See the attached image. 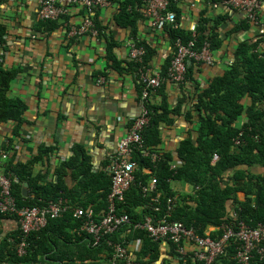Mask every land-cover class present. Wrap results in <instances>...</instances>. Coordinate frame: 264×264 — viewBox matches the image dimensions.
<instances>
[{"label": "trees", "instance_id": "obj_1", "mask_svg": "<svg viewBox=\"0 0 264 264\" xmlns=\"http://www.w3.org/2000/svg\"><path fill=\"white\" fill-rule=\"evenodd\" d=\"M110 1L120 4V10L115 17L118 26L129 28L131 39L146 49L143 65L117 63L111 53L116 45L114 38H107L103 33L98 16L92 18V21L99 36L107 41L111 66L120 74L126 72L136 77L142 66L150 69L153 56L157 53L151 45L137 37V22L141 19L148 20L143 12L140 13L144 0ZM225 1L228 0H208L210 4L218 6H225ZM168 10L175 14L176 22L180 25L174 27L173 24L166 23L162 29L170 35L173 45L180 39L185 44L193 43L194 49L198 50L209 44L212 54L222 49L224 41L217 31L226 22L225 16L210 19L204 14L193 32L181 26L182 11L173 0ZM92 11L96 12V9ZM49 23H52L48 26L49 31L59 26V20ZM234 31L249 32V23L243 21ZM6 35V27L0 24V45L4 44ZM172 59L163 67L162 77L168 73ZM122 63L125 67L120 68ZM20 73L21 71L15 69H0V120L15 121L16 133H19L25 122L24 114L28 108L24 99L12 97L9 93ZM138 86V99L149 109L151 119L142 132V145L133 149L131 159L138 164L135 182L126 193L125 201L119 204V213L128 214L133 224L143 222L147 216L162 218L168 214V199L176 198L171 220L193 228L200 236L209 233L213 238L220 237L225 226L238 227L241 222L251 227L264 224V176L252 172L257 165L264 167V36L257 37L254 43L240 44L230 69L223 77L214 79L206 90L192 98V109L185 114L184 103L174 109L169 108L165 83L155 93L151 91L145 99L142 98L143 87L140 83ZM154 96H161L162 102L154 103ZM246 97L252 99L249 107L241 103ZM181 114L189 122H197L199 136L196 140L189 137L181 142L178 149L181 165L172 169L173 154L159 149L162 144L160 128L162 125L172 126L175 118L171 116ZM242 117L246 121L238 127L236 123ZM132 122L134 119L128 124V129ZM12 144L11 139L5 150L11 152ZM53 150L43 148L27 164H10L6 167L5 173L14 179V196L19 206L44 207L47 203L63 197L70 200L72 207L88 209L92 206L90 208L96 211V218L100 217L108 205L107 197L112 186L110 174L92 172L85 147L76 145L74 156L57 168L58 180L46 182L44 176L35 175L34 167L43 162ZM146 151L149 152L148 156L145 155ZM215 153L219 155V160L213 163ZM153 155L157 156V160H153ZM69 171H73L74 177L79 180L72 189L64 182ZM153 178L157 180L155 193H145L142 186L147 185ZM175 181L192 186L194 193L183 195L174 191L172 182ZM23 182L30 183L33 194L30 197L23 196ZM240 192L247 195L244 201L238 199ZM157 196L159 198L156 201ZM10 221H15L17 227L9 231L5 229V223ZM81 222L74 217L71 210L60 218H49L44 229L29 236L27 254L20 257L17 246L22 235L17 215L0 213V237L6 233L0 243V264H110L113 250L106 241L108 239L126 246L135 241L141 242V247L132 252L136 262L141 264H154L160 260L163 264H170L175 260H178L177 264H205L192 257L184 260L175 252L171 243L154 241L145 231L134 230L131 225H126L115 235L106 236L99 246L92 247L89 244L90 237L79 231ZM165 246L168 247L167 256L171 259L162 257V247ZM237 254V246H230L227 255L218 258L214 264H235ZM253 264L264 263L257 256Z\"/></svg>", "mask_w": 264, "mask_h": 264}, {"label": "crops", "instance_id": "obj_2", "mask_svg": "<svg viewBox=\"0 0 264 264\" xmlns=\"http://www.w3.org/2000/svg\"><path fill=\"white\" fill-rule=\"evenodd\" d=\"M174 3L182 11L181 26L184 29L190 30L196 26L204 14L210 19L225 16L226 20L217 31L224 45L213 54V63L189 62L185 82L165 84L169 108L174 109L184 103L185 114L192 109V98L230 69L238 46L244 42H256L257 29L234 31L244 21V15L230 6L215 7L208 0H174ZM66 9L69 12L57 19L59 26L49 31L48 26L52 24L49 22L57 20L42 19L40 0L0 1V24L7 29L4 44L0 45V69L21 71L9 93L12 97H21L28 105L24 114L25 122L19 133L15 131V121L0 120V149H5L12 139L7 167L10 164H27L43 148H53L44 161L34 167L35 175L44 176L46 182L58 180L57 168L74 156L76 145L85 147L92 172L109 173L110 159L118 141L126 135L128 124L140 112L138 80L135 75L126 72L120 74L111 66L106 39L91 33L76 38H71L69 34L75 26L81 27L87 19L98 16L103 33L107 38H114L116 43L111 52L112 58L117 63H129L130 29L118 26L115 20L120 10L119 2L97 7L96 12L82 5ZM261 18L264 23V5ZM137 34L140 40L147 42L157 52L150 63V70L156 74L162 72L174 54L170 35L145 19L137 22ZM122 67H125L124 63L120 65ZM99 77H104V80L99 82ZM251 101V98L246 97L241 103L249 107ZM153 102L160 104L162 97L154 96ZM171 117L176 122L174 120L172 126H161L162 144L159 149L172 153L174 162L171 165L178 167L181 165L178 157L181 142L189 137L196 140L199 131L197 122H189L183 114ZM245 121L246 118L242 117L236 124L241 127ZM252 172L264 176V167L257 165ZM78 181L73 171H69L64 178L69 189L74 188ZM25 183L21 187L23 196ZM173 183V190L180 194L194 193V189L190 190L193 187L188 184L178 189L173 187ZM31 195L29 186L27 197ZM246 197V193H238L240 201ZM90 209L95 211L94 208ZM16 227L15 221L5 223V229L9 231ZM2 239L3 236L0 242ZM140 247L141 244L136 241L129 245L132 251ZM162 249V257L171 259L167 256L168 247ZM177 262L175 260L170 264Z\"/></svg>", "mask_w": 264, "mask_h": 264}, {"label": "built area", "instance_id": "obj_3", "mask_svg": "<svg viewBox=\"0 0 264 264\" xmlns=\"http://www.w3.org/2000/svg\"><path fill=\"white\" fill-rule=\"evenodd\" d=\"M171 1L146 0L143 16L152 21L154 27L159 29H162L166 23L179 27L175 14L168 10ZM263 2L264 0H228L224 4L239 9L244 13L245 19L251 26L261 28L260 12ZM40 3L42 19L50 21L57 20L61 15L67 14L69 11L66 8L70 6L82 5L92 10L96 7H105L110 2L109 0H40ZM192 31H195V26L192 27ZM89 33L94 36L99 34L91 19H87L81 27L75 26L71 30L70 36L77 37ZM260 34H264L262 29ZM128 48L129 61L135 65H143L146 49L139 46L132 39L128 41ZM192 61L211 65L213 54L210 52V45L206 44L202 50H197L194 49L193 43L185 44L178 39L174 43V57L165 76L162 77L160 73H152L145 66L138 69L139 79L145 88L142 98L149 97L150 92L156 91L165 81L176 83L185 81L188 63ZM103 80V77L98 79L99 82ZM139 108V114L134 118V122L130 125L126 135L118 141L115 153L110 159L111 192L107 197L108 205L98 218H96L97 216L92 209L72 207L71 202L63 197L47 203L44 207H20L14 196V179L4 171L10 159V153L5 149H0V213L17 215L22 235V239L17 246L18 255L23 257L27 254L29 236L44 229L49 218H60L71 210L74 217L82 221L79 231L90 237L89 244L92 247L99 246L106 236L115 235L126 225H131L134 230L145 231L154 241L163 242L164 244L171 243L174 245L175 252L184 260L192 257L195 261L214 264L218 258L227 255L230 246L235 245L238 249L235 264H253L257 256L264 263V224L251 227L241 222L238 227L225 226L220 237L213 238L209 233L200 236L193 228H187L183 223L171 220V212L175 208L176 198L168 199V214L162 218L147 216L143 222L133 224L128 214L119 213V204L125 201L126 193L135 182V172L138 164L131 159L133 149L142 145V132L149 125L151 119L149 109L143 101L139 102ZM145 155L148 156L149 152L146 151ZM153 160H157L156 155H153ZM218 160L219 155L215 153L212 162L215 163ZM176 167V165L171 166L172 169H176ZM156 185L157 180L153 178L147 185L142 186V189L145 193H155ZM158 198L159 196L156 197V201ZM106 241L113 250L110 264H141L134 259L133 251L129 248V245L126 246L111 239ZM139 243L141 244V242ZM154 264L163 263L158 261Z\"/></svg>", "mask_w": 264, "mask_h": 264}, {"label": "clouds", "instance_id": "obj_4", "mask_svg": "<svg viewBox=\"0 0 264 264\" xmlns=\"http://www.w3.org/2000/svg\"><path fill=\"white\" fill-rule=\"evenodd\" d=\"M1 2H4V1H1ZM109 2H111L110 0H109ZM225 3V2H224ZM110 4V3H109ZM225 6H229V5H226V4H224ZM263 5H264V2H263ZM215 7H217L218 5L217 4H215L214 5ZM230 7H232V6H230ZM97 8V7H96ZM232 8H234V7H232ZM95 9V8H94ZM235 9H237V8H235ZM93 10V9H92ZM239 10V9H238ZM262 10V9H261ZM241 12V11H240ZM243 15H244V13L243 12H241ZM260 17H261V12H260ZM244 21H247L246 19H245V15H244ZM180 26V25H179ZM249 26H250V29H253V28H255V29H257V37H262V36H264V34H260V31H261V29L264 31V23H263V21H262V18H261V28H258V27H254V26H251L250 24H249ZM196 27V26H195ZM163 29V28H162ZM190 30H192V28L190 29ZM193 32H195V31H193ZM71 33V32H70ZM69 33V34H70ZM99 35V34H98ZM71 37V36H70ZM77 37H79V36H77ZM72 38V37H71ZM76 38V37H75ZM143 47V46H142ZM144 48V47H143ZM198 50V49H197ZM173 57H174V54H173ZM173 60V59H172ZM193 62V61H192ZM132 63V62H131ZM172 63V62H171ZM170 66H171V64H170ZM148 69V68H147ZM188 69H189V66H188ZM148 70H150V69H148ZM151 71V70H150ZM169 71V70H168ZM152 72V71H151ZM160 73V75H161V73L162 72H159ZM188 76V72H187V75H186V77ZM186 77H185V80H186ZM100 78V77H99ZM98 78V79H99ZM104 78V77H103ZM136 80H138V83H140L141 84V86L143 87V91H144V85H143V83L140 81V79H139V75H138V73H137V75H136ZM167 82H169V81H165L164 83L166 84ZM183 82H185V81H183ZM183 82H181V83H183ZM163 83V84H164ZM174 83H176V82H174ZM162 84V85H163ZM178 84H180V83H178ZM159 89V88H158ZM157 89V90H158ZM156 90V91H157ZM156 91H152L153 93H155ZM151 93V92H150ZM128 131V130H127ZM6 151V150H5ZM8 152V151H7ZM10 153V152H9ZM10 160V159H9ZM7 165V164H6Z\"/></svg>", "mask_w": 264, "mask_h": 264}, {"label": "water", "instance_id": "obj_5", "mask_svg": "<svg viewBox=\"0 0 264 264\" xmlns=\"http://www.w3.org/2000/svg\"><path fill=\"white\" fill-rule=\"evenodd\" d=\"M29 186L30 184L28 182H26L24 184V196L27 197L29 194ZM6 236V233L3 234V237ZM2 241V240H1ZM1 243V242H0Z\"/></svg>", "mask_w": 264, "mask_h": 264}, {"label": "rangeland", "instance_id": "obj_6", "mask_svg": "<svg viewBox=\"0 0 264 264\" xmlns=\"http://www.w3.org/2000/svg\"><path fill=\"white\" fill-rule=\"evenodd\" d=\"M173 187H174V188H178V189H179V187H183V188H185V187H186V184L183 183V182H174V183H173ZM190 190H193V188H190Z\"/></svg>", "mask_w": 264, "mask_h": 264}]
</instances>
